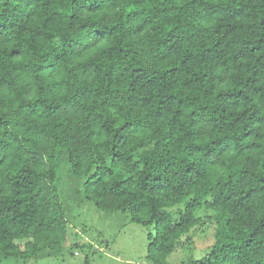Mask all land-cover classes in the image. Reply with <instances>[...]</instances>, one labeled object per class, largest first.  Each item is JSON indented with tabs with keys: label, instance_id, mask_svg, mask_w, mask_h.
<instances>
[{
	"label": "trees",
	"instance_id": "1",
	"mask_svg": "<svg viewBox=\"0 0 264 264\" xmlns=\"http://www.w3.org/2000/svg\"><path fill=\"white\" fill-rule=\"evenodd\" d=\"M169 264H264V0H0V258L59 251V175Z\"/></svg>",
	"mask_w": 264,
	"mask_h": 264
},
{
	"label": "rangeland",
	"instance_id": "2",
	"mask_svg": "<svg viewBox=\"0 0 264 264\" xmlns=\"http://www.w3.org/2000/svg\"><path fill=\"white\" fill-rule=\"evenodd\" d=\"M59 187L70 226V235L59 251L45 250L32 259L0 258V264H150L147 250L154 228L130 220L122 212H105L83 196L82 178L59 175ZM203 222L185 236L169 264L202 259L215 242L212 212L198 214Z\"/></svg>",
	"mask_w": 264,
	"mask_h": 264
}]
</instances>
